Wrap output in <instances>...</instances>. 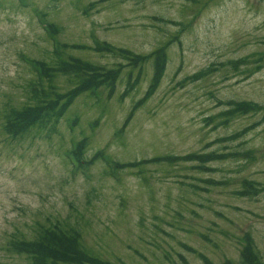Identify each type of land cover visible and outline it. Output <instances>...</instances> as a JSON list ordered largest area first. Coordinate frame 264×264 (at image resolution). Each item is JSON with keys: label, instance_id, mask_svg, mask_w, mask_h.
<instances>
[{"label": "rangeland", "instance_id": "1", "mask_svg": "<svg viewBox=\"0 0 264 264\" xmlns=\"http://www.w3.org/2000/svg\"><path fill=\"white\" fill-rule=\"evenodd\" d=\"M98 1L0 0V264H26L10 241L57 223L79 228L82 247L111 264H205L202 257L239 264L245 234L264 264V192L234 194L244 180L264 186L263 112L219 127V119L207 121L228 101L264 107V0H106L90 7ZM96 42L134 55L166 45L164 75L126 125L152 81V62L131 69L95 51ZM62 44L63 58L123 65L114 90L78 97L54 133L11 139L4 114L29 100L38 75L30 61L52 64ZM245 57L237 70L230 64ZM130 72L132 82L140 78L122 97ZM55 85L60 92L72 87L65 77ZM84 139L87 162L104 152L87 168L69 155ZM210 152L229 156L206 164L209 171L183 161L117 170Z\"/></svg>", "mask_w": 264, "mask_h": 264}, {"label": "trees", "instance_id": "2", "mask_svg": "<svg viewBox=\"0 0 264 264\" xmlns=\"http://www.w3.org/2000/svg\"><path fill=\"white\" fill-rule=\"evenodd\" d=\"M104 1L106 0L93 2L90 4V7H94ZM50 29L54 34L58 32V28L54 25H50ZM66 48H68L67 44H62L60 45L59 51H54L56 60L52 64L44 61H30L37 70L38 75L35 81L28 85L27 94L29 95V100L21 108H10L4 114L5 122L2 125V129L11 139L21 138V136L28 133L35 134L43 132L46 135L54 133L56 126L78 97L84 93L95 95L102 88L109 89V95L114 90L123 65L117 64L115 68L106 69L72 56L63 58L61 53ZM70 48L85 49V47L79 45H71ZM94 50L116 55L127 62V66L131 69H141L146 62H152V81L144 97L134 104L124 123L126 125L133 111L140 107L148 96L154 92L161 81L167 64L166 45L153 51L149 55H134L126 49L114 48L106 42H96ZM247 59L249 60L248 57L241 58L230 64L237 70L239 65L248 64ZM205 73V71L198 72L191 79H199ZM58 77H65L72 84V87L66 92H60L55 85V80ZM131 78L132 72L128 74L127 89L122 97L127 95L134 85L137 84L140 78V72L138 76L136 75L133 82ZM225 105L227 106L225 111L207 120L211 123L219 119L220 122L215 127L227 125L236 116L260 112H263L264 120V107L261 105L245 101H228L225 102ZM235 137L236 135H231L227 139H234ZM85 145V139L76 143L74 155L78 159L83 158V148ZM228 156L229 154H219L217 152H210L208 154L191 153L183 157L160 156L142 162H130L117 166L119 169H124L126 167H137L144 163L171 164L183 161L198 163V166H195V169L198 171H209L210 168H207L206 164L223 160ZM98 158H103L102 152H98L93 160L88 161V163H93ZM263 192L264 186L244 180L242 189L234 194L239 197H253ZM81 239L82 235L79 228L72 224L64 225L57 223L47 227H39V230L32 239H26L24 237L20 239L13 238L10 241V248L17 255L23 256L26 259V264H111L109 261L102 260L86 251L81 245ZM202 260L205 264H208L206 258L202 257ZM224 264H232V262L226 261ZM239 264H262L261 258L255 250L253 240L249 234H245L242 239Z\"/></svg>", "mask_w": 264, "mask_h": 264}]
</instances>
